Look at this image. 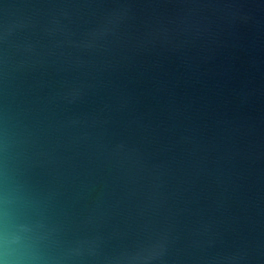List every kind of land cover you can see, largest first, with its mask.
<instances>
[{
	"label": "water",
	"instance_id": "1",
	"mask_svg": "<svg viewBox=\"0 0 264 264\" xmlns=\"http://www.w3.org/2000/svg\"><path fill=\"white\" fill-rule=\"evenodd\" d=\"M0 264H264V0H0Z\"/></svg>",
	"mask_w": 264,
	"mask_h": 264
}]
</instances>
